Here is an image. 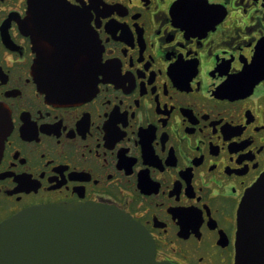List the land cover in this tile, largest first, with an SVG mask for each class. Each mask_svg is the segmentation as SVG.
<instances>
[{"label":"flooded vegetation","instance_id":"af4514ba","mask_svg":"<svg viewBox=\"0 0 264 264\" xmlns=\"http://www.w3.org/2000/svg\"><path fill=\"white\" fill-rule=\"evenodd\" d=\"M62 1L75 14L0 0V223L106 205L145 227L159 262L234 264L237 209L264 172V0ZM40 46L49 70L94 53L92 92L40 91Z\"/></svg>","mask_w":264,"mask_h":264},{"label":"water","instance_id":"95a60500","mask_svg":"<svg viewBox=\"0 0 264 264\" xmlns=\"http://www.w3.org/2000/svg\"><path fill=\"white\" fill-rule=\"evenodd\" d=\"M28 2L29 16L39 10L75 14L62 0ZM51 61L57 60L40 46L33 73L48 98L73 102L95 88L99 66L94 53L92 65L84 69L80 58L73 59L69 67L44 68ZM84 70L88 75L82 74ZM5 112L2 107L0 151L8 133ZM0 264L170 263L155 259L149 233L127 213L106 205L57 203L30 207L0 223ZM234 264H264V172L245 191L237 209Z\"/></svg>","mask_w":264,"mask_h":264}]
</instances>
